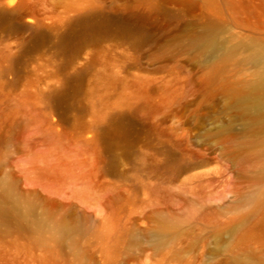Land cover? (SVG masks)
Here are the masks:
<instances>
[{
    "label": "rangeland",
    "instance_id": "1",
    "mask_svg": "<svg viewBox=\"0 0 264 264\" xmlns=\"http://www.w3.org/2000/svg\"><path fill=\"white\" fill-rule=\"evenodd\" d=\"M208 25L230 52L186 42ZM251 42L264 0H0V187L78 227L0 216V264H264Z\"/></svg>",
    "mask_w": 264,
    "mask_h": 264
},
{
    "label": "bare ground",
    "instance_id": "2",
    "mask_svg": "<svg viewBox=\"0 0 264 264\" xmlns=\"http://www.w3.org/2000/svg\"><path fill=\"white\" fill-rule=\"evenodd\" d=\"M186 42L194 47H207L211 51L224 49L226 52H230L232 50L231 46H227L217 39L214 34L213 25H208L201 31L188 35ZM247 46L250 48L249 61L258 67L255 79L242 89L230 91L228 106L234 109L236 115L247 119L250 128H254L264 124V43L251 42ZM248 200L251 204V210H255L264 200V189L253 193ZM35 208L36 202L28 200L23 193L15 189L9 180L1 184V217L14 215L23 221H30L33 225L48 232L50 237L57 241L68 239L77 231V226L69 224L63 218L50 221L47 209L44 210L43 214L33 217ZM170 226L171 223L169 221H161L157 232L161 233V235L165 234ZM241 264H247V261L242 260Z\"/></svg>",
    "mask_w": 264,
    "mask_h": 264
}]
</instances>
